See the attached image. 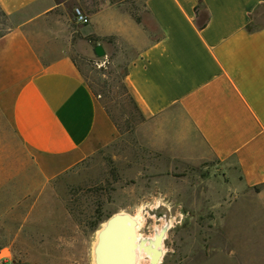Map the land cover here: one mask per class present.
<instances>
[{"label":"crops","instance_id":"0c3cea01","mask_svg":"<svg viewBox=\"0 0 264 264\" xmlns=\"http://www.w3.org/2000/svg\"><path fill=\"white\" fill-rule=\"evenodd\" d=\"M60 4L0 0L21 18L0 36V151L12 129L14 164L25 168L28 154L47 178L116 131L71 49L47 45V21H69L55 12ZM145 4L138 21L109 2L90 14L84 34L134 46L125 80L145 116L147 145L187 164L218 160L233 183L226 208L243 201L264 215V0Z\"/></svg>","mask_w":264,"mask_h":264},{"label":"rangeland","instance_id":"374dc122","mask_svg":"<svg viewBox=\"0 0 264 264\" xmlns=\"http://www.w3.org/2000/svg\"><path fill=\"white\" fill-rule=\"evenodd\" d=\"M54 1L61 3L57 15L69 21H47V45L71 49L116 131L83 161L47 178L31 167L28 154L25 168L14 164L10 129L9 149L0 151V253L11 264H94L102 223L119 211L141 209L145 235L164 221L155 214L173 222L161 264H264L263 213L243 201L226 208L233 183L218 160L187 164L147 145L145 116L125 80L134 46L115 36L85 35L90 20L81 23L75 15L80 8L90 19L96 8L115 2L142 18L146 0ZM20 19L0 7V35ZM100 40L106 54H86Z\"/></svg>","mask_w":264,"mask_h":264},{"label":"bare ground","instance_id":"6f19581e","mask_svg":"<svg viewBox=\"0 0 264 264\" xmlns=\"http://www.w3.org/2000/svg\"><path fill=\"white\" fill-rule=\"evenodd\" d=\"M157 220H164L145 235V217L140 210L136 214L119 211L113 214L96 231L94 264H161L165 255L167 231L173 222L163 214H155Z\"/></svg>","mask_w":264,"mask_h":264},{"label":"built area","instance_id":"2783aa9c","mask_svg":"<svg viewBox=\"0 0 264 264\" xmlns=\"http://www.w3.org/2000/svg\"><path fill=\"white\" fill-rule=\"evenodd\" d=\"M76 19L78 22L81 23H88L89 22V16L84 13L80 8H76ZM0 264H11V259L9 257V255L0 253Z\"/></svg>","mask_w":264,"mask_h":264},{"label":"water","instance_id":"95a60500","mask_svg":"<svg viewBox=\"0 0 264 264\" xmlns=\"http://www.w3.org/2000/svg\"><path fill=\"white\" fill-rule=\"evenodd\" d=\"M94 53L97 55V56H103L106 54V50L103 46L102 43H97L95 46H94V49H93Z\"/></svg>","mask_w":264,"mask_h":264},{"label":"trees","instance_id":"16d2710c","mask_svg":"<svg viewBox=\"0 0 264 264\" xmlns=\"http://www.w3.org/2000/svg\"><path fill=\"white\" fill-rule=\"evenodd\" d=\"M97 10H99V8H96L94 11H97ZM135 18H136L138 21H141V17H140V16H137V17L135 16ZM1 35H3V34H1ZM1 35H0V36H1Z\"/></svg>","mask_w":264,"mask_h":264}]
</instances>
